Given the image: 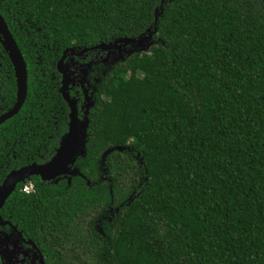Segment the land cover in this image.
Instances as JSON below:
<instances>
[{"label":"trees","instance_id":"16d2710c","mask_svg":"<svg viewBox=\"0 0 264 264\" xmlns=\"http://www.w3.org/2000/svg\"><path fill=\"white\" fill-rule=\"evenodd\" d=\"M0 16L27 74L0 141L22 117L47 112L45 65L62 50L155 26L148 52L96 85L85 155L74 162L81 176L62 189L31 181L28 194L20 184L2 218L27 236L64 224L75 251L64 264H264V0H0ZM0 63L9 102L1 46ZM117 146L99 179L97 160ZM109 207L117 213L103 235L73 225Z\"/></svg>","mask_w":264,"mask_h":264},{"label":"flooded vegetation","instance_id":"af4514ba","mask_svg":"<svg viewBox=\"0 0 264 264\" xmlns=\"http://www.w3.org/2000/svg\"><path fill=\"white\" fill-rule=\"evenodd\" d=\"M76 49L80 50L81 48ZM63 51L64 50L60 52V55L56 60L47 62V65H45L46 70H44L45 77L42 88L46 91L43 95V98L45 104L48 107L47 112L41 114L39 118L32 119L31 116H28V118L25 120L24 117H22V121L19 123V125H13L10 128L12 130V135L8 138H2L0 141V184L10 171L17 170L24 166H29L31 164L42 165L49 161L58 147L61 136L66 131L68 108L65 118L64 109L67 107V105L61 95V88L64 84L63 75L67 74V71L71 73V71L68 69L74 68L77 71L79 65H77L75 61L84 60L86 54L92 51L87 50L81 55H76L77 52L73 54L68 52L65 53L63 58H61ZM3 52L5 53L4 50ZM66 56H71V59L73 60L69 61ZM60 59L61 62L58 64ZM9 66L11 68L13 78V98L9 100V102L7 101V93L12 91V86L8 81V68L1 67L0 63V116L8 112L15 102L16 84L10 62ZM100 79L97 81L96 85L100 82ZM96 85L92 95V105L95 101L94 94L96 92ZM67 94L68 97L74 101L77 110V117L80 118L83 113L80 105L83 97H81L80 86H73L71 83V78H69ZM20 108L13 116L3 121L0 125L8 120H12V118L19 112ZM66 119L67 121L65 122ZM14 121L15 120H12V122ZM25 122L26 125H24ZM64 126L65 130H62ZM72 167H75L74 163ZM71 177L73 176H68L69 181ZM99 179L102 180L104 177H99ZM37 180L43 185L59 186L61 189L62 182L65 185H69L66 180V175H60L47 181H42L38 176L33 175L22 180L21 182H17L14 185L11 193L16 192L20 184L23 186L25 183H30L32 186L31 192H34V187L31 181L34 182ZM4 203L0 207V211H2V213L4 211ZM60 208L62 210V207ZM116 213L117 208L112 207H109L102 214H97L95 211L85 212L84 214L78 215L79 219L76 218L73 221V225L78 228H89L91 233L103 235L104 229L107 228V225H110L111 219ZM55 223L57 226L54 225ZM63 225L64 224L57 223L56 221H48L49 227H46L45 230L38 226L35 231L36 236H27L23 232V229L19 230L17 228L15 223L0 216V264H64V260L69 257V251L72 250L73 247L70 240L67 239L65 232L59 231V229H64ZM28 233L33 234L29 231Z\"/></svg>","mask_w":264,"mask_h":264},{"label":"water","instance_id":"95a60500","mask_svg":"<svg viewBox=\"0 0 264 264\" xmlns=\"http://www.w3.org/2000/svg\"><path fill=\"white\" fill-rule=\"evenodd\" d=\"M161 9H159L158 13L154 14V23L156 21L157 16L160 14ZM155 31V26H153L152 30L147 29L145 33L135 37V38H119L114 40L113 42L108 43H98L90 48H81L76 55H81L87 50H95L99 49L101 51H109V50H120L122 47L129 45L135 51L146 47L149 49L151 46L152 35ZM0 44L5 51L9 62L11 63L13 74L15 78L16 84V96L15 102L12 108L0 116V124L6 119L13 116L20 106L22 105L25 95H26V69L23 59L17 46L9 33L3 19L0 16ZM76 48H67L63 51L62 57L65 53L73 54ZM137 53V52H134ZM146 53V52H142ZM132 54V53H131ZM129 56V55H128ZM61 59L58 61L60 64ZM64 84L61 88V95L66 102L68 108V121L66 126L65 133L61 136L57 149L55 150L54 155L50 158L49 161L42 165L31 164L29 166L21 167L17 170L10 171L0 184V207L4 203L5 199L11 193L14 185L17 182H21L22 180L28 178L29 176H38L42 181H47L53 179L54 177H58L60 175H68V176H81L77 170V168L72 167L75 159L78 157L79 152L83 148V156L85 154V142H86V128H87V110L85 111L84 119H79L77 117V110L74 104V101L68 97L67 94V86L69 84L68 75H63ZM92 105V104H91ZM117 150L121 151L122 147L117 146L111 149H107L106 153ZM82 156V157H83ZM72 167V169L70 168ZM69 182V179H66ZM88 184V183H87Z\"/></svg>","mask_w":264,"mask_h":264},{"label":"rangeland","instance_id":"374dc122","mask_svg":"<svg viewBox=\"0 0 264 264\" xmlns=\"http://www.w3.org/2000/svg\"><path fill=\"white\" fill-rule=\"evenodd\" d=\"M151 42V45L154 43ZM79 49H75V52H78ZM134 52H148V48L143 47L142 49H139L135 51L132 49L129 45H126L120 48V50H114V51H100L95 50L92 52H88L84 58V60H77L75 61L77 63L78 69L72 68L68 69L71 71L69 73L67 71V74L69 78H71V83L73 86H80V92L82 102H81V109L83 110L82 116L79 119H84L85 111L91 106L92 104V95L95 90V85L97 81L102 77L111 66L115 65L118 62H122L128 55ZM66 58L69 61H72L71 56H66ZM76 60V58H75ZM87 139V138H86ZM86 143V142H85ZM85 150V147H84ZM107 150V149H106ZM106 150L103 151L97 160V168H98V174L100 177L106 176V169H105V157L110 152L106 153ZM85 155V154H84ZM83 148L78 154V158H83ZM72 169V167H70ZM68 176L66 175V179ZM75 254L74 250L69 251V257H73Z\"/></svg>","mask_w":264,"mask_h":264},{"label":"built area","instance_id":"2783aa9c","mask_svg":"<svg viewBox=\"0 0 264 264\" xmlns=\"http://www.w3.org/2000/svg\"><path fill=\"white\" fill-rule=\"evenodd\" d=\"M31 190H32V186H31L30 183H25V184L21 187V189H20V191H21L22 193H25V194L30 193Z\"/></svg>","mask_w":264,"mask_h":264}]
</instances>
